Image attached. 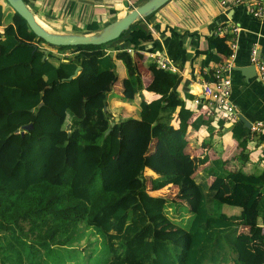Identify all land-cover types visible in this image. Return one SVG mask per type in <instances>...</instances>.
<instances>
[{"label":"trees","instance_id":"16d2710c","mask_svg":"<svg viewBox=\"0 0 264 264\" xmlns=\"http://www.w3.org/2000/svg\"><path fill=\"white\" fill-rule=\"evenodd\" d=\"M1 27L0 264H75L74 257L65 262V247L88 236L100 237V251L91 247L89 264H254L252 253L243 258L238 235L248 226L254 240L264 241V168L257 174L232 169L231 158L213 157L211 148L201 146V153H185L178 165L161 159L155 172L147 170L159 139L186 145L191 127L206 126L213 140L229 126L222 120L213 124L203 101L187 106L194 96L184 99L175 91L178 74L165 70L147 83L129 51L113 58L106 44L53 46L60 50L44 58L41 48L48 43L6 0H0ZM100 27L93 22L87 29ZM67 49L71 53L64 55ZM115 59L126 67L132 96L103 92L89 102L88 89L107 83ZM145 65L158 70L151 59ZM78 66L79 74L70 79ZM143 91L157 97L147 102L140 98ZM115 116L120 122L105 146ZM28 124L33 128L23 133ZM230 131L244 165L260 139L241 123ZM145 171L179 194L193 188L196 209L151 193ZM98 175L101 191L95 188ZM37 184L38 195L28 194Z\"/></svg>","mask_w":264,"mask_h":264},{"label":"crops","instance_id":"0c3cea01","mask_svg":"<svg viewBox=\"0 0 264 264\" xmlns=\"http://www.w3.org/2000/svg\"><path fill=\"white\" fill-rule=\"evenodd\" d=\"M27 1L31 9L53 28L65 31H90L87 29L89 24L99 22L101 27H103L118 16L125 15L128 10L130 11L133 7L141 4L145 0ZM222 1L223 0H170L151 16L137 23L132 30L122 37V39L125 38V40H128L125 49L129 51L134 58V65L137 71L143 76L147 83H149L155 75L160 76L165 73V69L161 67L159 62H156L158 70L155 72L145 65L148 59L155 62L153 58L150 57V54L160 52L167 56L172 66L175 68V71L172 72L179 75V81L175 87V91L181 94L184 99H186V94H192L194 97L192 100H187V106L196 108L198 106L196 100L204 99L203 81L210 80L212 73H214L219 64L229 60V56L225 53L227 49H230L229 44L232 35L229 34L226 37L219 36L216 34L218 27L223 24H234L239 26L241 31L237 35L238 49L236 51V56L231 59L233 100L238 105L239 113H243L252 123L264 121V85L259 80L257 70L250 59L251 49L254 45H257L260 53L264 55V21L255 18L246 5H236L233 4L231 0H227L228 3L224 5ZM112 10H115L117 14L113 15ZM83 19L85 20L84 23L82 21ZM152 44H154L152 50H143L145 46ZM117 45L118 44H116V46ZM110 48L111 47L108 46L106 51L114 58L119 49H116V47L114 51L115 54H113ZM62 53L64 55H69L71 52ZM135 58H137V61H135ZM218 58L221 59L220 62L216 61ZM121 63L123 62L121 61ZM239 67L248 69L251 72L249 76L238 69ZM125 70L121 71L120 76H118L119 73L117 74L116 71H110L106 84L108 89L105 87V90L102 92H116L131 97V88L129 87L128 80L125 78ZM123 89L125 92L122 91ZM156 97V94L149 91H143L140 94V98L147 102H150ZM114 115H116V113H114ZM214 120H212L213 124H218L219 121ZM237 123L243 124L241 120ZM229 130L230 125L224 128V134L218 135L217 133L216 138L211 140L208 139L209 133L206 126H203L200 130L191 127L186 137L188 141L186 145L182 142L170 139L168 136L166 138L169 144L176 148V150L183 148L185 153H189L192 156L201 153V146H204L211 148L210 150L214 149L218 152L216 156H222L226 159L230 158L225 155V153L231 146H234L237 151L234 157L239 154L238 142L226 133ZM229 132L231 133V131ZM69 133L70 131H67L62 141L67 139ZM164 141L165 140L159 139L158 143L155 142L156 144L152 145L149 157L152 156L153 161L148 165L147 170L153 171L152 168L156 166L158 161L156 156L160 155ZM176 143L180 144L181 147L175 146ZM158 144L159 147H157ZM185 153L183 152V156ZM167 187L178 193V188H173L171 185H167ZM192 189L186 191L190 192V194L187 193L186 195H191ZM186 192L181 194L185 197ZM227 193L228 191L226 188H223L221 195L224 196ZM181 194H179V196ZM166 197L175 198L172 196ZM185 199L187 202H190L191 205L186 201L184 202L179 198H175L177 201L184 202L188 207L191 206L190 208L196 209L199 203V197L192 196L190 200L189 198ZM248 228V226H244V232L238 235V242L241 245L243 258H246L248 252H250L253 254L252 258L255 261L254 264H264V246L259 248V245H256V243H253V245L251 241L248 240L251 235V232L247 231ZM262 228L264 233V226ZM241 234L242 238L239 240ZM245 240H248V245L245 243ZM252 245L254 247H252ZM246 246L248 250H246ZM254 256H256V258Z\"/></svg>","mask_w":264,"mask_h":264},{"label":"built area","instance_id":"2783aa9c","mask_svg":"<svg viewBox=\"0 0 264 264\" xmlns=\"http://www.w3.org/2000/svg\"><path fill=\"white\" fill-rule=\"evenodd\" d=\"M233 4L246 5L250 13L257 19L264 21V0H231ZM227 0H223L222 4H227ZM3 28H0V35H2ZM154 30V29H153ZM241 28L234 24H223L218 27L216 34L219 36L232 35L229 44L231 53L229 60L219 64L215 69L210 80H204L203 95L204 99H197L196 103L205 102L209 116L215 120H223L227 125H233L240 121L238 105L233 100V79L231 75L232 58L236 56L238 49L237 35ZM150 57L155 62H159L161 67L165 70L175 71L167 56L156 52L151 53ZM250 59L255 65L258 78L264 85V55L260 53L257 45L251 49ZM252 137H259V150L264 160V121H257L251 124L248 129Z\"/></svg>","mask_w":264,"mask_h":264},{"label":"rangeland","instance_id":"374dc122","mask_svg":"<svg viewBox=\"0 0 264 264\" xmlns=\"http://www.w3.org/2000/svg\"><path fill=\"white\" fill-rule=\"evenodd\" d=\"M124 13H122V14H124ZM82 21H83V23L85 22L84 19ZM80 27L84 28L83 26H80ZM122 37H120L118 39H115V40H112V41H110V42H108L106 44V47H108V46L111 47L110 50L113 52V54H115L114 51H115L116 47H117L116 49H119L118 51L126 50L125 48H126V45L128 44V40H125V38L122 39ZM116 44H118V45L116 46ZM44 47L48 48L51 52L52 51L53 52H58L60 50L59 48L53 47L51 45H45ZM61 52L70 53L71 49L61 50ZM115 60H116V66H115L114 71H116L117 74L119 73L118 76H120L121 71L125 70V67H124V64L121 63V61L119 59H115ZM135 61H137V58H135ZM106 84L101 86V87H99V85H98L96 89H93V88H95V86H93L92 88L90 87L88 89V92H87L86 96H87L89 102H92V100H91L92 98L95 100L96 96H99L100 94L103 93L102 91L105 90ZM106 89H108V86L106 87ZM122 91L125 92L124 89ZM93 103H94V101H93ZM114 104H116V103H114ZM116 112L117 111H115V113ZM116 128H117L116 132L118 133L119 132V126H117ZM229 131L226 132V133L229 134L230 137L233 139V136L231 135V133ZM64 135H66V134H63V135L60 136L61 140H64V138H65ZM109 140H110V136L106 137V140L104 142L105 146H108V142L107 141H109ZM163 140H165V141H164V143L162 145L161 153H160L159 156H156L158 158V159L157 158L156 159L158 161L161 160V159H165L168 162H170L171 164H177V165L179 163H181V160L183 158V152L185 153V150L183 148H180V150H176V148L172 147L169 144V141H168V139L166 137L163 138ZM157 143H158V141H157ZM155 144L156 143H153V145H155ZM157 147H159V144L157 145ZM235 152H237L235 147L231 146V148L229 150H227L226 153H225V155H227V156H229L231 158L230 167L232 169L241 168V169H243V171L248 172V173H255V174L261 173L262 169L264 168V164H263L264 160H263L262 154H261L259 149L253 147V149L251 151L250 159L244 165H242L239 162V160L236 157H234L236 155ZM210 153L213 156H216L218 154V152H216L214 149H212ZM151 155H153V154H151ZM152 161H153V157L152 156L147 158V162H146L147 168H148V165H150ZM155 169H157L156 166L154 168H152L153 171H151V170H149V171L155 172L156 171ZM143 176H145L144 177L145 178V187L147 188V190H149L153 194H161V195L163 194L164 196H172V197H175V198H179V199H181L184 202L186 201L185 198H187V199L189 198V200H190L192 198V196H193L192 191H191V195H186L187 193L190 194V192H186L185 193V197L182 194L179 196V193L174 192L172 189L167 187V185L162 184V183H157V182H154L153 180H151L152 177H150L148 171L143 172ZM38 185L39 184L32 186L31 187L32 189H29L28 194L38 195V194H36V192L33 191L35 189H39ZM102 187H103L102 179H101L100 175H98L97 179H96V182H95V188H96L97 191H101ZM32 192H34V193H32ZM112 196H113V194H110V198ZM175 198H174V200H175ZM187 203L190 204V202H187ZM230 207L232 208L233 211H237L240 214V212H241L240 208L234 207V206H230ZM81 229H83V226L78 227V231L81 230ZM99 240H100V237L98 238V237H91V236H88L86 239H83L82 241H79V240L77 241V240L74 239V242H72L71 244H69L68 246L65 247L66 250H68V251H65V254H64L65 260H66L65 262H68L70 258L74 257L73 260L75 261L74 262L75 264H89V263H87V261H88L87 257H88L89 254L94 253V252H91V247L94 248L95 253H97V251L99 253V251H100L99 250L100 244L98 243ZM248 240H250L252 244L256 243V245H259L260 246L259 248L264 246V241H262L261 239L258 240V241L254 240L252 238V235L249 236ZM248 240L247 241L245 240V243L247 245H248ZM86 245H90V246L89 247H85ZM253 245H252V247H254ZM60 248L61 247H59V249ZM246 250H248L247 246H246ZM246 250H245V252H246ZM254 257L256 258V256H254ZM68 263H71V262H68Z\"/></svg>","mask_w":264,"mask_h":264},{"label":"water","instance_id":"95a60500","mask_svg":"<svg viewBox=\"0 0 264 264\" xmlns=\"http://www.w3.org/2000/svg\"><path fill=\"white\" fill-rule=\"evenodd\" d=\"M7 3L19 13L28 23L32 31L39 37L43 38L48 45L51 46H76V45H103L108 42L118 39L128 33L141 20L151 16L163 5L170 0H145L141 4L133 7L123 16H118L116 19L107 25L92 31H65L53 28L48 23V26L43 25L40 20L44 21L35 13L25 0H6ZM45 22V21H44ZM153 45V46H152ZM145 46L144 51H150L154 48V44ZM44 53V58L52 56L48 48H41ZM255 67V65H254ZM256 68V67H255ZM82 68L78 66L75 72L69 77L70 79L77 76ZM249 76L251 73L248 69L238 68ZM41 102L40 105H43ZM240 120L245 128L250 129L252 122L243 114H239ZM120 122V118L116 117L111 124V128L105 133L108 136L116 123ZM33 128V124L23 126V133Z\"/></svg>","mask_w":264,"mask_h":264},{"label":"bare ground","instance_id":"6f19581e","mask_svg":"<svg viewBox=\"0 0 264 264\" xmlns=\"http://www.w3.org/2000/svg\"><path fill=\"white\" fill-rule=\"evenodd\" d=\"M40 22H41L43 25L48 26L46 22H44V21H42V20H40Z\"/></svg>","mask_w":264,"mask_h":264}]
</instances>
